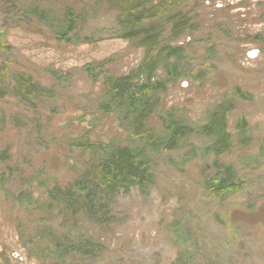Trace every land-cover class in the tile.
I'll use <instances>...</instances> for the list:
<instances>
[{
  "label": "rangeland",
  "instance_id": "1",
  "mask_svg": "<svg viewBox=\"0 0 264 264\" xmlns=\"http://www.w3.org/2000/svg\"><path fill=\"white\" fill-rule=\"evenodd\" d=\"M35 8L46 11L54 27L26 15ZM120 10L117 0H0V45L9 47L8 54L0 49V68L7 63L9 75L31 76L48 92L32 104L12 94L0 99V264H53L43 259L45 247L40 251L34 243L44 230L41 217L11 196L26 190L45 200L47 188L77 180L107 146L133 145L127 127L99 110L105 77L130 75L147 54L140 41L122 38ZM178 10L191 29L175 38L167 24L159 43L180 51L169 62L180 77L168 80L159 66L154 79L167 88L147 127L159 133L171 113L202 126L216 106L233 101L227 117L232 150L202 159L210 141L193 138L157 156L154 188L116 197L114 226L80 223V234L105 247L92 264H173L175 221L198 239L201 264H264V0H186ZM69 12L78 18L83 43L57 36ZM237 89L252 99L235 97ZM241 120L252 138L247 147L238 144ZM215 163L233 168L243 189L224 199L211 196L204 182L218 173ZM72 261L88 263L76 256Z\"/></svg>",
  "mask_w": 264,
  "mask_h": 264
},
{
  "label": "trees",
  "instance_id": "2",
  "mask_svg": "<svg viewBox=\"0 0 264 264\" xmlns=\"http://www.w3.org/2000/svg\"><path fill=\"white\" fill-rule=\"evenodd\" d=\"M117 1L121 5L117 22L124 32L122 38L140 41L139 44L146 49L147 54L143 64L130 75L105 77L99 110L114 115L123 127H127L133 145L107 146L97 163L77 180L64 188H47L45 200L34 199L33 194L26 190L18 196L10 197L25 212L41 217L38 223L44 226V230L36 233L34 243L40 251L45 247L43 259L53 264H80L72 261L75 256L88 260V263L81 264H92L89 261L99 257L105 248L104 244L99 238L80 234L77 231L81 229L80 223L105 230L114 226L116 218L111 207L113 201L133 188L149 194L156 184L154 159L161 153L179 151L184 143L193 138L210 141L209 145H205L202 159L210 155L218 157L228 154L233 147L227 119L233 109V101L224 100L216 106L207 114L202 126L192 125L185 119L180 120L171 113L163 121L159 133L147 127L159 107L160 94L167 88L165 81L154 79L159 66L167 69L168 80L180 77L176 65L169 63L171 58L180 55V51L170 46L160 47L159 41L167 24L171 25V33L175 38L191 29L190 21L178 10L186 0H156L155 3L154 0ZM26 15L35 17L41 25L54 27L55 21L50 20L46 11L35 8ZM77 20L73 12H69L63 19L62 27L57 26V36L68 43H83L79 37ZM8 48L5 43L0 45L4 53L8 54ZM154 52H158L156 59L152 57ZM9 68L7 63L0 68V99L12 94L26 104H32L48 94L31 76L24 73L9 75ZM234 96L245 101L252 99L240 89L236 90ZM236 129L240 133L238 144L249 146L252 138H247L249 127L246 121L241 120ZM196 151L193 146L192 158H196ZM215 164L218 173L204 182L211 196L224 199L243 189L233 168ZM42 186L45 187L44 184ZM57 220L60 224L54 228V221ZM171 227L176 233L172 243L178 251L173 264H201L197 256L199 241L194 234L181 221H175ZM62 228L65 232L63 235L60 233Z\"/></svg>",
  "mask_w": 264,
  "mask_h": 264
},
{
  "label": "bare ground",
  "instance_id": "3",
  "mask_svg": "<svg viewBox=\"0 0 264 264\" xmlns=\"http://www.w3.org/2000/svg\"><path fill=\"white\" fill-rule=\"evenodd\" d=\"M254 54H256V52Z\"/></svg>",
  "mask_w": 264,
  "mask_h": 264
}]
</instances>
